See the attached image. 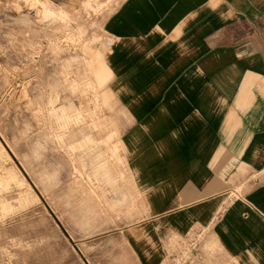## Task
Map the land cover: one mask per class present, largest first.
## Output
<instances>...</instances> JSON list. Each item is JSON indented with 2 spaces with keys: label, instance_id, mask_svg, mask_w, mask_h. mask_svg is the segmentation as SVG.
Here are the masks:
<instances>
[{
  "label": "crops",
  "instance_id": "obj_1",
  "mask_svg": "<svg viewBox=\"0 0 264 264\" xmlns=\"http://www.w3.org/2000/svg\"><path fill=\"white\" fill-rule=\"evenodd\" d=\"M102 30L142 204L114 227L134 264H165L195 231L264 264V0H114Z\"/></svg>",
  "mask_w": 264,
  "mask_h": 264
},
{
  "label": "rangeland",
  "instance_id": "obj_2",
  "mask_svg": "<svg viewBox=\"0 0 264 264\" xmlns=\"http://www.w3.org/2000/svg\"><path fill=\"white\" fill-rule=\"evenodd\" d=\"M113 4L0 0V264H134L114 227L142 204L99 56ZM204 240L165 264H235Z\"/></svg>",
  "mask_w": 264,
  "mask_h": 264
}]
</instances>
